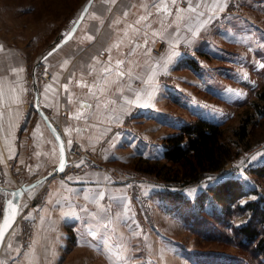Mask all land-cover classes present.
<instances>
[{
    "label": "rangeland",
    "instance_id": "rangeland-1",
    "mask_svg": "<svg viewBox=\"0 0 264 264\" xmlns=\"http://www.w3.org/2000/svg\"><path fill=\"white\" fill-rule=\"evenodd\" d=\"M87 1L0 0V39L37 58L70 30ZM187 4L185 6L192 10L183 19L185 24L181 31L173 33L175 40L160 38L153 46L154 54L163 60V63L157 62L156 92L153 100H149L154 109L150 113L154 116L146 117L142 105L139 109L135 107L134 115L126 118L125 125L121 126L125 129L119 131L121 134L133 133L140 139L150 136L152 144L150 147L118 146L122 153L120 160L107 158L104 154L112 133L101 139L96 148L78 144L69 146L77 145L90 155L81 170L50 177L24 195L21 211L29 208L23 215V222L16 225L23 252L41 246L38 262L35 261L36 252H33L24 264L238 263L237 258L242 252L236 246L224 239L220 243L222 246L218 245V241L200 237L186 225L184 214L197 210L194 204L179 207L167 196L171 192H182L194 202L201 190L227 178L241 180L245 189L256 188L259 195L264 196V177L253 171L264 162V148H260L264 145L261 129H256L252 147L242 148L241 154L221 173L197 185L168 183L137 167L139 161H164L166 137L198 117L223 123L228 126L227 134L230 135L245 110L258 100L257 91L264 85V0H194ZM39 65L52 72L45 61H39L37 67ZM2 142L0 131L1 148ZM24 167L18 159L5 156V161H0V184L19 187L43 177L37 174V169L25 170ZM88 170L101 171L109 183L117 182L126 187L120 198L121 209L120 203L111 208L110 198L103 197L105 208L96 211L107 217L97 218L89 225L83 220L69 222L68 238L65 247L61 246L60 255L57 251H45L42 245L50 246L52 241L39 240V234L62 237L66 231L65 226L54 225L53 219L43 225L37 219L39 211L49 201L50 187L55 183L66 185V180L71 181L70 176ZM123 172L132 174V180L121 179ZM7 197L8 193L0 189V215ZM257 197V194H249L242 203ZM233 219L231 224L239 225L248 219V215ZM231 228L221 225L226 233H232ZM60 245H63L62 241ZM7 264L20 263L10 260Z\"/></svg>",
    "mask_w": 264,
    "mask_h": 264
},
{
    "label": "crops",
    "instance_id": "crops-1",
    "mask_svg": "<svg viewBox=\"0 0 264 264\" xmlns=\"http://www.w3.org/2000/svg\"><path fill=\"white\" fill-rule=\"evenodd\" d=\"M186 3L189 5V0H178L176 5L171 0H92L73 34L62 43L67 32L37 58L0 39V161H5V156L16 158L25 170L37 169L40 176L56 167L59 144L38 105L49 111L53 123L60 125L67 148L73 144L96 148L111 133L104 153L107 158L120 160L118 146L150 147V136H143L140 141L133 133L119 131L125 129L121 126L134 115L135 107L142 105L146 117L154 116L150 101L156 92L157 62L163 60L154 54L153 46L160 38L175 40L173 33L181 31L183 19L190 12ZM37 61H45L53 72L51 81L38 83V93L33 81ZM135 120L139 124L138 117ZM107 178L101 171L88 170L70 176L66 185L55 183L50 187L49 201L37 219L41 225L53 219L54 225H63L66 231L62 237L39 234V240L52 241L50 246L42 245L45 251L60 255L68 238L69 222L83 220L89 225L97 218L107 217L96 211L105 208L103 197L110 198L111 208L120 203L121 209L120 198L126 187L109 183ZM60 241L63 245L59 246ZM36 248L23 252L21 234L15 226L5 242L0 264L10 260L24 264L33 252L36 261L41 246Z\"/></svg>",
    "mask_w": 264,
    "mask_h": 264
},
{
    "label": "trees",
    "instance_id": "trees-1",
    "mask_svg": "<svg viewBox=\"0 0 264 264\" xmlns=\"http://www.w3.org/2000/svg\"><path fill=\"white\" fill-rule=\"evenodd\" d=\"M257 98L230 135L228 126L223 123L198 117L166 137L164 161H139L138 169L168 183L179 182L188 187L218 175L241 154L242 148L253 146L256 129L264 132V85L257 91ZM258 113L260 119L256 116ZM253 171L264 177V163ZM252 193L258 197L242 203V199ZM167 197L183 208L194 204L197 210L184 214L186 225L200 237L218 241V245L224 239L236 246L242 252L237 264H264V196L259 195L258 189L247 190L241 180L227 178L201 190L194 202L177 191ZM246 214L245 222L231 224L232 218ZM221 225L232 227V233H226Z\"/></svg>",
    "mask_w": 264,
    "mask_h": 264
},
{
    "label": "water",
    "instance_id": "water-1",
    "mask_svg": "<svg viewBox=\"0 0 264 264\" xmlns=\"http://www.w3.org/2000/svg\"><path fill=\"white\" fill-rule=\"evenodd\" d=\"M91 2H92V0H90L85 5L84 9L82 10L80 17L74 23L71 30L68 31V33H67L66 37L64 38V40L62 41V43L64 41H66L73 34V32L75 31L79 22L83 18L85 12L88 10ZM59 44H61V42ZM36 68H37V65L34 68L33 81H34V87H35L36 93H38V81H37V78L35 75ZM37 107H38V111L44 117L48 126L50 127L51 131L53 132L54 136L56 137V139L58 141L59 150H60V160H59L58 164L56 165V167L49 174L41 177L40 179H38L34 183L22 184L19 187H9V186H3L0 184V189L5 191L6 193H8V197L5 200V203L3 206V212H2V215L0 217V231H3V236L0 237V255L3 251V248L5 246V242L8 238L9 233L12 231V229L15 227V225L18 221V217H19V214L21 211V207H22V203H23V197H24L25 193L29 189L34 187L35 185H38L39 183L43 182L44 180L55 176L57 173L63 172L64 169L66 168L67 163H68L67 146H66V143H65V140H64L62 134L57 129V127L55 126V124L53 123L51 118L47 115L46 111L40 105H38ZM61 164H63V170H61ZM9 202H11V204ZM13 206H14V208H13ZM6 218H11L12 222H11V226L9 228L4 229L3 225H4V220Z\"/></svg>",
    "mask_w": 264,
    "mask_h": 264
},
{
    "label": "built area",
    "instance_id": "built-area-1",
    "mask_svg": "<svg viewBox=\"0 0 264 264\" xmlns=\"http://www.w3.org/2000/svg\"><path fill=\"white\" fill-rule=\"evenodd\" d=\"M35 75H36L38 83L48 82L52 79V72L49 71L44 66H40V65L36 68ZM46 113L48 115L49 111H46ZM54 124L57 127V129L61 132L60 125L57 123H54ZM261 147L264 148V145H261L260 148ZM67 152H68V163L66 165V168L64 169L63 172L57 173L55 176H60V175L66 174L72 170L80 171L81 168L83 167V162L86 161L88 158H90V155L86 152H83L81 149H79L77 145H75L74 147H71V148H67ZM80 160H82L81 163H80ZM120 177H122L121 179H123L125 181H130L133 178L132 174H130L128 172H123L120 175ZM22 207H23V205H22ZM22 207H21V210H22ZM27 208H29V207H27ZM27 208L23 212L20 211L16 225L19 224L20 222H23V215H24L25 211L27 210Z\"/></svg>",
    "mask_w": 264,
    "mask_h": 264
},
{
    "label": "snow or ice",
    "instance_id": "snow-or-ice-1",
    "mask_svg": "<svg viewBox=\"0 0 264 264\" xmlns=\"http://www.w3.org/2000/svg\"><path fill=\"white\" fill-rule=\"evenodd\" d=\"M171 3H172V5H176L178 3V0H171ZM189 4H190V0H189ZM157 7H158V5H157ZM164 10L165 11H168L167 8H165ZM189 10L191 11L192 9L189 8ZM180 11H183V9H181ZM169 15H171V12H169ZM0 48H2V46H0ZM253 159H255V157H253ZM61 170H63V164H61ZM9 203L11 204V202H9ZM13 208H14V206H13ZM11 222H12V219L11 218H6L4 220L3 228L4 229L9 228L11 226ZM2 236H3V231H0V237H2ZM9 247H11V246L9 245Z\"/></svg>",
    "mask_w": 264,
    "mask_h": 264
}]
</instances>
